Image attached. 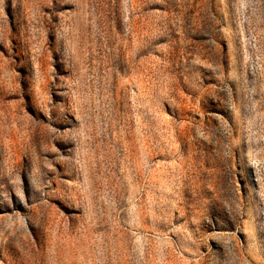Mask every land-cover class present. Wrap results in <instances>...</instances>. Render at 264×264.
Returning a JSON list of instances; mask_svg holds the SVG:
<instances>
[{"label":"rangeland","instance_id":"1","mask_svg":"<svg viewBox=\"0 0 264 264\" xmlns=\"http://www.w3.org/2000/svg\"><path fill=\"white\" fill-rule=\"evenodd\" d=\"M0 264H264V0H0Z\"/></svg>","mask_w":264,"mask_h":264}]
</instances>
